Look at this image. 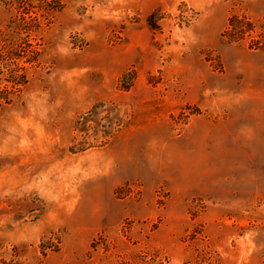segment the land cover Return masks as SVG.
<instances>
[{
    "label": "rangeland",
    "instance_id": "374dc122",
    "mask_svg": "<svg viewBox=\"0 0 264 264\" xmlns=\"http://www.w3.org/2000/svg\"><path fill=\"white\" fill-rule=\"evenodd\" d=\"M11 1L0 264H264V0Z\"/></svg>",
    "mask_w": 264,
    "mask_h": 264
},
{
    "label": "trees",
    "instance_id": "16d2710c",
    "mask_svg": "<svg viewBox=\"0 0 264 264\" xmlns=\"http://www.w3.org/2000/svg\"><path fill=\"white\" fill-rule=\"evenodd\" d=\"M30 1H36L39 6V10H42L45 15H53L56 12H59L62 8L61 0H12V5L15 6V10L23 14L24 8L29 4ZM10 3V4H11ZM34 8V7H32ZM24 18L19 19L17 22H11L8 26V31H6L5 36L3 37V52L0 55V60L3 61L5 67H9L11 64L15 65L12 60H14V56H16V48L17 41L20 39V29L25 30L27 32V27L24 26ZM31 23L37 21V18H30ZM228 28L226 34L228 35L231 41H240L245 37H248L250 33L254 32L255 29L254 24L246 17V16H231L228 19ZM12 39V41H11ZM250 47H255L257 49H264V26L261 28L260 33L257 36V39H252ZM19 58V57H17ZM19 78L23 79L24 76L21 75ZM7 82H10L7 80ZM20 82V81H18ZM21 84V83H17ZM9 92L7 90L0 91V105L3 103H8Z\"/></svg>",
    "mask_w": 264,
    "mask_h": 264
}]
</instances>
